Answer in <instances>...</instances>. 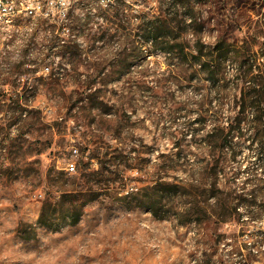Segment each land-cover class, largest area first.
Returning a JSON list of instances; mask_svg holds the SVG:
<instances>
[{"label": "rangeland", "instance_id": "obj_1", "mask_svg": "<svg viewBox=\"0 0 264 264\" xmlns=\"http://www.w3.org/2000/svg\"><path fill=\"white\" fill-rule=\"evenodd\" d=\"M163 12L168 22L155 31L152 21ZM54 14L0 33V264H264V190L261 180L247 181L252 175L230 187L220 181L229 192L254 193L250 206H240L243 218L254 220L238 224L157 219L127 196L157 176L186 181L205 167L213 121L199 125V107L211 115L216 98L225 97L229 114L248 84L239 82L240 62L264 69V0H81L66 16ZM152 32L182 36L188 53L195 32L209 44L221 40L228 50L222 70L209 77L201 61ZM58 37L75 39L80 55L62 57ZM90 88L100 92L85 100ZM245 115L252 119L254 110ZM176 131L186 133L181 147ZM86 147L131 158L108 167L115 171L106 175L111 189L98 191L77 225L61 218L52 228L42 225L45 200L59 199L67 179L78 176ZM254 151L240 144L243 168ZM238 166L227 168L229 176ZM257 176L264 178L261 169ZM227 198L237 202L235 194ZM200 200L212 210L218 199ZM211 212L215 219L218 212Z\"/></svg>", "mask_w": 264, "mask_h": 264}, {"label": "trees", "instance_id": "obj_2", "mask_svg": "<svg viewBox=\"0 0 264 264\" xmlns=\"http://www.w3.org/2000/svg\"><path fill=\"white\" fill-rule=\"evenodd\" d=\"M117 13H120L119 10L114 12V14ZM167 22L164 12L163 14L160 13L152 21V28L159 31ZM190 22H196V19L191 18ZM152 33L154 40H166L172 50L183 53L186 59L193 58L201 61L209 77L215 76L222 70V64L227 57L228 50L221 40L209 44L203 40L199 32H195L194 42L189 47L190 52L188 53L186 52L188 41L182 39V36L171 37L163 32ZM56 42L57 45L55 46L60 48L59 53L62 57L66 53H70L72 56L80 55V45L75 39L58 37ZM239 52L243 51L239 50ZM245 52L244 58L249 50ZM246 63L247 60L243 59L239 64L242 70L239 82L248 84L241 88L240 97L231 102L229 114H225L224 111L227 104V98L225 97L216 98V106L210 109L211 115L208 109L203 108V104L199 107L200 113L195 121L199 125H203L210 118L213 121V129L205 137L210 152L205 159L206 164L202 171L189 173V178L186 181L181 179L180 176L174 178V180H164L163 177L157 176L145 188H137L127 194V196H134L137 199V205L146 207L157 219L174 216L182 224L215 223L219 227L222 224H238L247 220H254L251 215L244 219L243 212L240 211V206H250L251 202L247 196L254 193L229 192L228 187L224 188L220 184V181L224 180V185L227 186L229 183L230 187L240 175L247 173L252 175V177L247 178V181L252 183L261 180V189L264 190V178L257 176L259 169L264 174V69H261L257 64L249 63L246 65ZM220 90H225V88L221 86ZM99 92L97 89L90 88L88 90L84 89L82 93H84L85 100H93ZM17 101L20 102V100ZM249 107L254 110L255 115L248 120L245 113ZM185 135V131H176L174 144L181 147ZM246 142L249 143V147H255V160H246L247 164L243 168L242 161L237 160L239 156L238 149L241 143ZM124 152L118 151V154L111 155L108 152L101 153L98 148L86 147L82 151L84 164L80 167L78 176L74 179H67L65 182L66 189L58 190L61 192L59 199L54 195L47 197L45 200L40 214L42 225L52 228L59 218L63 219L64 225H77L82 219L83 207L98 197V191L103 188L107 193L111 189L113 180L106 178V175L107 173L114 174L115 171L109 170L108 167L111 164L120 166L124 163V160L131 158L130 152L126 154ZM177 156H180V153ZM94 160H97L99 164L97 169L92 168ZM170 162L174 170L177 167L176 162L174 159H171ZM235 162H238L239 166L229 176L230 172L227 168ZM203 181H208V183ZM233 194H235L237 202L228 200L227 196ZM204 195L218 199L212 205V210L218 212L215 219L212 218L214 214L211 212V205L200 200V197ZM58 213L61 215L60 217H58ZM261 214L264 218V208L261 210ZM59 227L62 228L63 226L60 225ZM262 233L264 235V231Z\"/></svg>", "mask_w": 264, "mask_h": 264}, {"label": "built area", "instance_id": "obj_3", "mask_svg": "<svg viewBox=\"0 0 264 264\" xmlns=\"http://www.w3.org/2000/svg\"><path fill=\"white\" fill-rule=\"evenodd\" d=\"M81 0H0V29H10L17 21L37 16L55 17L54 11L58 15L66 16L76 3ZM104 1V0H103ZM70 31V27L64 24L63 28ZM74 171L75 167L68 168Z\"/></svg>", "mask_w": 264, "mask_h": 264}, {"label": "bare ground", "instance_id": "obj_4", "mask_svg": "<svg viewBox=\"0 0 264 264\" xmlns=\"http://www.w3.org/2000/svg\"><path fill=\"white\" fill-rule=\"evenodd\" d=\"M4 29H0V33L3 31Z\"/></svg>", "mask_w": 264, "mask_h": 264}]
</instances>
